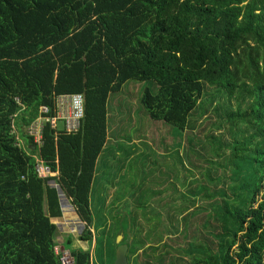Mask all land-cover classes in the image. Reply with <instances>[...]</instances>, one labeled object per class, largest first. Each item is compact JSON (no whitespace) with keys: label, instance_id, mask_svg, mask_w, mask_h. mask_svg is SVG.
Wrapping results in <instances>:
<instances>
[{"label":"trees","instance_id":"16d2710c","mask_svg":"<svg viewBox=\"0 0 264 264\" xmlns=\"http://www.w3.org/2000/svg\"><path fill=\"white\" fill-rule=\"evenodd\" d=\"M135 80L152 81L142 98L150 121L185 131L188 162L212 172L160 190L158 200L151 176L140 178L134 201L159 209L150 227L123 234L129 264H264V0H0V264H58L52 220L63 210L53 180L85 223L79 240L93 241L90 194L109 139V100ZM72 93L85 96L81 128L46 123L35 143L26 129L40 107ZM192 112L220 133L197 150L189 139L203 130L190 134ZM146 142L135 146L145 149L141 172L156 147ZM162 148L166 162L169 145ZM37 157L58 176L41 177ZM159 178L160 187L172 184ZM118 235L102 250L109 264ZM70 251L75 264H92L89 250Z\"/></svg>","mask_w":264,"mask_h":264},{"label":"rangeland","instance_id":"374dc122","mask_svg":"<svg viewBox=\"0 0 264 264\" xmlns=\"http://www.w3.org/2000/svg\"><path fill=\"white\" fill-rule=\"evenodd\" d=\"M151 84H152V81H149V80L148 81H139V80L130 81L128 84L125 85V87L121 91L116 92L111 95L110 100H109V108H107V134H109L110 140L107 141V145L104 147V150L101 152L99 156L100 158L99 162L105 159V156H107V154H109L110 152H112L111 155H113L112 157H114V153L116 151L115 149L118 147L128 148L129 147L128 140L130 136L131 137L136 136L137 138L141 137V140L138 142V144H141L143 142L144 127L146 125L147 120H149L150 118H149V112L146 106L142 102V98H143L146 88L149 87ZM210 94H214L213 90ZM218 101L219 100L216 101L215 105L217 104ZM231 106L232 108L236 109L237 107L236 102L234 101L233 104H231ZM207 110H208L207 114L210 115V113L213 110V107L211 106L207 108ZM192 118L194 121L196 120L197 123H196L194 131H190L191 132L190 134L193 135L196 131L198 132L200 129L203 130L202 133L200 131V134H199V137L201 138L200 140L199 139L197 140V137H193V136L189 139V140L192 139L191 144L196 147V150L201 146L200 141H202V139L204 141H207V139H205L207 138V135H210V134L220 135L219 131L216 132L215 129L208 128V126L204 124L205 117L202 118V117H199V115L197 114H193ZM132 122L135 123L134 130L128 129V125ZM163 124H164L163 122L154 121L151 119V130H149V133H148L151 136V143H155V146H156V147L151 146V148L153 149V151L151 152V161L154 163V165L151 166V190L154 192L153 193L154 195L151 197H153L156 200L161 199L162 197L166 196V195H161L160 190L163 191L167 187H169L170 190H172L174 184H175L174 186H177L179 188H180V185L182 184V188H183L184 185L185 184L188 185L191 179L193 178L198 177L199 181H201L202 179L199 178V176L201 175L200 172L201 173L203 172L204 176H207L210 172H212L210 168L203 169L200 165H198V167L194 166L193 163H198V160L191 161L190 162L191 164L188 162V151H187V155L183 154V149H184L183 145L186 140L185 131H178L175 129L176 133H172ZM162 126H164V128H161ZM58 127L59 129H63L64 123L62 121H59ZM197 132L196 134L198 135ZM225 132H227V130H225ZM14 133L17 137H19V133H17L16 131ZM189 140L187 139V141ZM165 145H169V150L168 149L167 150L168 152H171L170 160L167 158L168 161L166 162H164L163 159L160 160V155L163 152L162 147H164ZM109 148L113 150L111 151V149ZM157 148L160 150V152H158ZM111 155L109 156V158H107V160L111 161L112 159ZM141 155L143 154L138 153V155L133 159L119 156L121 160L118 162L123 163L126 166V168H128V171L133 170V169L138 170L140 168L138 164L141 163L140 161L142 160L139 158ZM198 159L203 160L201 158H198ZM184 164L186 165L185 170L183 168ZM161 166L168 167V168L160 170ZM113 168H114V173L118 171L119 169L118 164H116ZM133 173H138V172L134 171ZM155 173H157L158 177H162L164 179L170 178L172 184L167 183L163 187L162 186L160 187L158 184H155L154 183ZM55 176H58V174ZM110 177L111 176H106L105 179L109 181L111 180ZM162 178H159V179L163 180ZM177 179L179 181H177ZM135 181H142V180L136 179L134 180V183ZM51 184L55 185L53 184L52 181H51ZM147 184H149L148 181L146 182V185ZM103 186L104 184H102L99 190L98 183H97V185L93 188V191L91 194V212L93 216L92 218L93 225L91 226L92 228H90V231H91L92 240H93L91 242V246L93 247H90V245H86V244L84 246V248H87V246L89 247L92 258H94L95 264H97L98 258L99 256H101V253H102L99 240L100 239L103 240V237H102L103 234H104V238H111L117 234H120V235L126 234L132 230L143 231L145 228L150 227V223H149L150 215H151V212H153L151 211V209L152 210L159 209L157 206H155L156 204L151 206V203L148 201H138L136 203V201L133 202V201L122 200L121 202L119 201L120 195L118 194L113 195L112 189H111L110 197H113L114 200L112 201V198H111L109 203H107L103 200L105 199V197L101 192L103 191ZM130 188H131V180H128V179L124 180L123 181V193L128 192ZM63 199H68L69 202L65 203L66 207H64L65 208L64 215L58 222L61 224L64 223V225H66L68 224L67 219L73 218V217L76 218L78 216L75 210V205L72 202V199L68 198L66 195ZM112 203L113 205H111ZM127 203H129L130 206L127 207L126 206ZM134 205L137 207V209L133 212L132 207H134ZM155 211H157L158 213V210H155ZM201 213L202 211H197L196 215L194 217H191V220H198L197 218L198 216L201 215ZM136 215H138V217H136ZM166 215H167L166 210H163L162 208H160L159 216L161 217V221H160L161 226L166 225L168 223V219ZM64 218H67L65 219L66 221H64ZM82 223L85 226V223L84 222ZM134 223H137V225H134ZM54 224H58V223L56 222ZM64 225H63V228H61V230H59V232H57L56 234V242L58 244H62V237L63 239L69 238V236H66V234H69L73 236L74 238L76 237V239H78L81 233V232L76 233L74 231L71 232L70 228L64 229ZM60 227L58 229H60ZM62 231L64 232V234L60 235ZM94 236H97V240H98V243L96 245L95 244L93 245ZM117 237H116V241H117ZM79 242L82 243L84 241L79 240ZM63 245L70 249L71 248L74 249V247L76 246L75 240L71 241L70 243L65 241Z\"/></svg>","mask_w":264,"mask_h":264},{"label":"crops","instance_id":"0c3cea01","mask_svg":"<svg viewBox=\"0 0 264 264\" xmlns=\"http://www.w3.org/2000/svg\"><path fill=\"white\" fill-rule=\"evenodd\" d=\"M149 130H151V121H150V119L147 120L146 125L144 127V135L146 137L143 138V140H144L143 144L147 141L146 142L147 146H151V136L148 134ZM109 140H110V138L107 139V141H109ZM140 140H141L140 137L137 138L136 136H134V137L130 136L129 140H128V144H129L128 148H123V147L116 148L115 149L116 151L114 150L115 151L114 157H112L113 156V155H111L112 152H110L109 154H107V156H105V159H103L101 162H99L100 161V158H99L98 163L96 165L95 178H94V181H93V184H92L91 194H92L93 188L97 185V183H98L99 190H100V187L102 186V184H104L103 191H101V192H102V194L105 197V199H103L105 202L109 203L111 198H112V201L114 200L113 197H110L111 189L113 191V193H112L113 195H117V194L120 195L119 201L122 202V200H125V201H133L134 202V200H135L134 195L136 194V187L135 186H137V184L139 182V181H135V183H134V180L140 179V178L147 180L146 178L148 176H151V161H147L146 167L143 169L142 172L139 169L138 170L133 169V170H129L128 171V168H126V166L123 163L118 162V161L121 160V158H119V156H123L124 157V155H126V157L128 158V156H129L128 155V151L129 150H131V152H133V153H136V152L137 153H145V149L144 148L140 149L139 147H135L137 145L139 146L138 142ZM106 145H107V142H106L105 146ZM109 149H111V148H109ZM112 150L113 149H111V151ZM110 155L112 157L111 161L107 160V158H109ZM129 158H132V157H129ZM116 164H118L119 169H118V171H116L114 173V168L113 167ZM134 171H137L138 173H133ZM106 176H111L110 177L111 180L107 181L105 179ZM127 179L131 180V188L129 189L128 192H124L123 193V181L127 180ZM149 180H151V179H149ZM91 194H90V198H91ZM90 205H91V201H90ZM111 205H113V203ZM126 206L127 207L130 206L129 203H127ZM134 209H135V207H132V210H134ZM62 210H63V215H64L65 208L63 207ZM60 219L61 218L53 219V221H52L53 223H56V222L58 223V224H55L57 226V229L61 226L60 229H58V232H59V230H61V228H63V225H64V223L61 224V223L58 222V221H60ZM65 219H67V218H64V221H66ZM67 221H68V224L64 225V229L65 228L66 229L70 228L71 232L74 231L76 233H78V232L82 233V230H84L83 228H85V226L83 225L82 221L79 219V216L76 217V218H74V217L73 218H69V219H67ZM63 231L60 233V235L64 234ZM66 236L71 237L72 241L75 240V245L76 246L74 247V249H81L83 251H88L89 250V252L91 253V251H90L88 246H87V248H84L85 244L86 245H90V247H93V246H91L90 242L84 241V242H82L84 244H82L81 242H79V237H78V239H76V237L74 238L73 236H71L69 234H66ZM64 239L62 237V244H60L63 247H65L63 245V243L65 241H67V238L65 240ZM107 241H109V238H104V234H103V241H102V247H101L102 250H103L104 247H106ZM93 245H94V242H93ZM68 249H70V248H68ZM103 255L104 254L101 253V256H99V258H98L97 264H109V263H107V257H104ZM93 261H94V258H92V255H91V263L95 264V261L94 262Z\"/></svg>","mask_w":264,"mask_h":264},{"label":"built area","instance_id":"2783aa9c","mask_svg":"<svg viewBox=\"0 0 264 264\" xmlns=\"http://www.w3.org/2000/svg\"><path fill=\"white\" fill-rule=\"evenodd\" d=\"M85 110V96L82 93L59 95L55 97V105L52 110L46 105L40 107L38 117L27 127L26 132L34 139L35 143L40 145L43 141V130L46 123H49L50 127L57 131L59 129L58 122L62 121L64 129L68 132L78 131L85 117ZM50 111H54L56 114L46 117ZM36 170L41 177H52L58 174V172L52 171L41 157H37ZM54 252L58 258V264H75L70 249L57 244L54 247Z\"/></svg>","mask_w":264,"mask_h":264},{"label":"water","instance_id":"95a60500","mask_svg":"<svg viewBox=\"0 0 264 264\" xmlns=\"http://www.w3.org/2000/svg\"><path fill=\"white\" fill-rule=\"evenodd\" d=\"M53 184H55L54 186L58 189L59 191V195H60V201H61V206L66 207L65 203L69 202L68 199H63L65 197V193L63 192L61 186L57 183H55V181L53 182ZM71 204V203H70ZM122 240H124V235L121 234L117 237V241L116 244L117 249H116V258H115V263L114 264H129V260H128V245L127 244H123Z\"/></svg>","mask_w":264,"mask_h":264}]
</instances>
